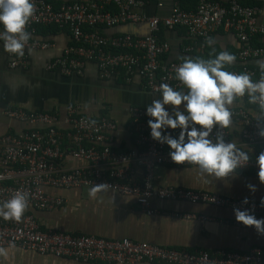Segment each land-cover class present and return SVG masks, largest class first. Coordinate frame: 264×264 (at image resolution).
Masks as SVG:
<instances>
[{"label": "built area", "instance_id": "2783aa9c", "mask_svg": "<svg viewBox=\"0 0 264 264\" xmlns=\"http://www.w3.org/2000/svg\"><path fill=\"white\" fill-rule=\"evenodd\" d=\"M149 0H61L56 6L50 0H34L35 12L26 25L31 35H36L39 27L57 26L68 29L71 42L61 55L49 65L59 66L64 73H81L87 61L97 63L103 78H111L123 72L126 81H131L138 72L145 86L153 93H159V85L166 83L175 89L183 85L174 78V69L181 62L170 61L165 64L164 56L170 50V43L159 36L162 27H184L196 47L189 45L186 51L196 48L203 51L205 38L212 37L218 30L232 31L241 43L237 53L240 64L229 71L248 72L252 79L259 78L257 65L252 60L264 53V45L256 46L252 39H264V24L259 22L262 9L257 5L244 4L239 0L223 3L217 0H198L193 10H187L180 0H173V7L168 16L147 17L143 9ZM147 21L148 32L144 35L132 33L108 36L100 32L103 29L124 23ZM90 28L91 30H85ZM30 36L25 54L16 57L12 54V67L25 65L28 50L46 49L51 43ZM247 100V97H244ZM156 99V98H153ZM152 99V100H153ZM255 105V104H252ZM257 106V105H256ZM7 115L33 124H44L46 128L30 129L22 134H6L0 137V203L9 199L17 190L28 193V206L36 209H49L59 205L62 200L49 194L46 187H93L104 184L103 188L118 190L134 195L147 214L155 210L151 199L188 200L194 203L227 205L232 208H249L255 215L264 211L259 203L248 199V204H241V199H227L204 190H193L178 186L156 187L155 170L162 164L177 166H196L188 162L177 164L168 156V146L158 143L149 136L147 125L149 117L145 107H131L136 131V142L142 147L137 151L116 152L105 143L108 139L106 129L114 124L105 118L92 120L83 115H76L72 110L68 121L73 131L68 137L75 145L76 157L92 163L87 167H75L69 170L60 167L64 156L61 133L54 125L57 117L51 113L9 109ZM234 115L241 125V136L245 144L263 145L264 138L257 134L258 122L248 108L239 107ZM94 121L95 123H92ZM260 126H264L261 122ZM177 133L179 130H173ZM216 131L215 128L213 130ZM225 139L228 129L221 130ZM89 143V145L85 143ZM250 160L238 171L257 172L255 154H249ZM136 162L145 170L144 181L130 182L129 163ZM112 166L110 179L98 169L99 165ZM190 218V214H176ZM17 246L41 254L56 257H72L81 261H102L106 263L140 264L163 262L166 264H264V252L252 248L248 252L230 250H195L164 247L146 241L131 239H108L89 234H73L55 229H42L36 217L28 214L19 220L0 218V247Z\"/></svg>", "mask_w": 264, "mask_h": 264}, {"label": "crops", "instance_id": "0c3cea01", "mask_svg": "<svg viewBox=\"0 0 264 264\" xmlns=\"http://www.w3.org/2000/svg\"><path fill=\"white\" fill-rule=\"evenodd\" d=\"M56 6L61 0H50ZM227 3L230 0H217ZM244 4L257 5L262 9L259 22L264 24V0H239ZM173 0H149L142 10L147 17H165L171 13ZM134 24V25H131ZM131 25V26H128ZM54 26V25H52ZM147 21L128 22L116 27V30H105L104 34L112 36L116 33H132L144 35L148 32ZM132 32H126L127 29ZM40 29V28H39ZM126 30V31H125ZM33 36V35H31ZM161 39L170 43V50L163 62L179 61L184 57L208 58L216 51L226 49L234 54L236 60L228 70L236 68L240 62L237 53L241 43L232 31L218 30L212 37L215 44L206 45L203 51L196 48L186 51L185 47H196L184 27L165 28L159 31ZM51 45L46 49L28 50L25 65L12 67V57L3 50L0 43V137L6 134L19 135L30 129L46 128L44 124H33L7 115L9 109H25L51 113L57 117L54 124L61 133L64 156L60 167L66 170L75 167H87L92 163L78 158L72 152L75 145L68 137L73 131L68 116L73 110L76 115H83L92 120L105 118L114 124V128L106 129L108 139L105 141L116 152L137 151L142 149L136 142V131L131 107H145L159 93L151 92L140 73H136L131 81H126L123 72L111 78H103L97 63L87 61L81 73L66 74L57 65L49 68L64 47L71 42L68 29L54 26L48 34L42 32L34 35ZM263 55L251 61L257 65ZM184 90V89H179ZM239 107H246L257 118L258 107L249 104L243 98H237L231 105L232 123L226 140L234 141L249 154H258L262 145H248L241 136V125L234 115ZM172 135L176 133L168 130ZM89 145V143H85ZM104 176L110 179L112 166L99 165ZM130 182L144 181L145 170L136 162L129 163ZM253 170L238 171L235 177L217 178L203 173L198 166H177L162 164L155 170L154 185L156 187L178 186L193 190H204L227 199H248L259 203L264 196V184H261ZM256 186L254 193L246 188V184ZM93 187H46L49 194L61 198L62 202L49 209H36L27 206L21 218L28 214L36 217L42 229L73 234H89L108 239H131L146 241L164 247L183 248L189 251L230 250L248 252L252 248H260L264 252V234H259L252 226H243L235 221L233 208L227 205L211 203H194L188 200H170L152 197L151 207L155 210L147 214L137 202L134 195L124 194L118 190ZM190 214V218L178 217L176 214ZM264 217V211L255 215ZM0 264H121L102 261H81L72 257H56L23 249L17 246L0 247ZM140 264H166L163 262H146Z\"/></svg>", "mask_w": 264, "mask_h": 264}, {"label": "clouds", "instance_id": "9594fccd", "mask_svg": "<svg viewBox=\"0 0 264 264\" xmlns=\"http://www.w3.org/2000/svg\"><path fill=\"white\" fill-rule=\"evenodd\" d=\"M34 12V0H0V43L5 52L24 56L31 36L26 25ZM205 43L212 46L215 39L206 37ZM212 51L215 54L208 58H182L174 69V78L184 90L161 83L159 98L145 106V115L149 117L150 138L168 146L171 161L195 164L203 173L217 178L235 177L237 170L249 162V151L226 140L221 130L232 123L233 101L246 96L249 104L258 107L257 134L264 138V126H260L264 122V59L256 62L260 75L253 80L248 72L228 70L236 60L234 54L226 49ZM176 129L179 131L175 135L168 131ZM255 164L257 178L264 184V149L255 156ZM245 186L252 193L256 191L251 183ZM103 187L104 184L94 185L92 192ZM241 204H248V197ZM27 206L28 193L17 190L0 203V218L19 220ZM259 206L264 207V196ZM233 215L243 226H252L264 234V217L257 218L249 208H233Z\"/></svg>", "mask_w": 264, "mask_h": 264}, {"label": "trees", "instance_id": "16d2710c", "mask_svg": "<svg viewBox=\"0 0 264 264\" xmlns=\"http://www.w3.org/2000/svg\"><path fill=\"white\" fill-rule=\"evenodd\" d=\"M198 0H180V4L183 8L187 9V10H193L196 7ZM117 26H114L112 28H107V30L116 28ZM40 29H38V33L42 32L43 34H48L50 33L52 30H54V26H42L39 27ZM104 27H100V32L101 33H105L106 29H103ZM85 30H91L90 28H85ZM116 34H122V33H116ZM252 42L256 45V46H263L264 45V39L260 38V37H254L252 39Z\"/></svg>", "mask_w": 264, "mask_h": 264}, {"label": "water", "instance_id": "95a60500", "mask_svg": "<svg viewBox=\"0 0 264 264\" xmlns=\"http://www.w3.org/2000/svg\"><path fill=\"white\" fill-rule=\"evenodd\" d=\"M131 25H134V24H131ZM131 25H128V26H131ZM110 30H116V28H113V29H110ZM126 31V30H125ZM126 32H132L129 28L127 29V31Z\"/></svg>", "mask_w": 264, "mask_h": 264}]
</instances>
